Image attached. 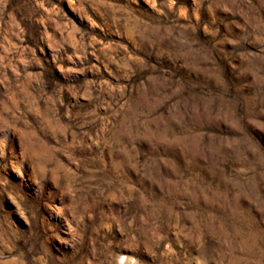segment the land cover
Returning <instances> with one entry per match:
<instances>
[{
  "label": "clouds",
  "instance_id": "clouds-1",
  "mask_svg": "<svg viewBox=\"0 0 264 264\" xmlns=\"http://www.w3.org/2000/svg\"><path fill=\"white\" fill-rule=\"evenodd\" d=\"M68 2L0 0V264H264V0Z\"/></svg>",
  "mask_w": 264,
  "mask_h": 264
},
{
  "label": "rangeland",
  "instance_id": "rangeland-1",
  "mask_svg": "<svg viewBox=\"0 0 264 264\" xmlns=\"http://www.w3.org/2000/svg\"><path fill=\"white\" fill-rule=\"evenodd\" d=\"M64 4H65V7L68 9V12L71 15L67 19H62L59 16H57L56 22L64 29L65 35H69V34H72V26H73L72 23H69V21L71 20L72 16H77V14L72 11V8L70 7L68 0H64ZM12 206L15 207L14 204Z\"/></svg>",
  "mask_w": 264,
  "mask_h": 264
}]
</instances>
